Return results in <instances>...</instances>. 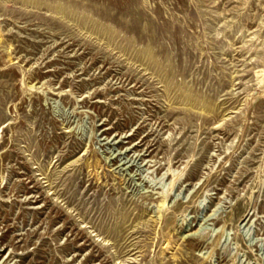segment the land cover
I'll use <instances>...</instances> for the list:
<instances>
[{
	"label": "rangeland",
	"instance_id": "1",
	"mask_svg": "<svg viewBox=\"0 0 264 264\" xmlns=\"http://www.w3.org/2000/svg\"><path fill=\"white\" fill-rule=\"evenodd\" d=\"M0 36V264H264V0H0Z\"/></svg>",
	"mask_w": 264,
	"mask_h": 264
},
{
	"label": "bare ground",
	"instance_id": "2",
	"mask_svg": "<svg viewBox=\"0 0 264 264\" xmlns=\"http://www.w3.org/2000/svg\"><path fill=\"white\" fill-rule=\"evenodd\" d=\"M0 37H1V36H0ZM261 73H264V70L259 71V72L257 73V76L260 77V74H261ZM165 204H166V202H165V200H164V201L161 203V205H160V209L164 208ZM160 209H159V211L161 212Z\"/></svg>",
	"mask_w": 264,
	"mask_h": 264
}]
</instances>
